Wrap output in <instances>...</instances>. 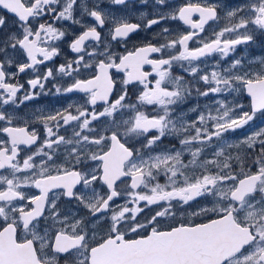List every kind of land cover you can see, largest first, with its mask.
<instances>
[{
	"label": "snow or ice",
	"instance_id": "1",
	"mask_svg": "<svg viewBox=\"0 0 264 264\" xmlns=\"http://www.w3.org/2000/svg\"><path fill=\"white\" fill-rule=\"evenodd\" d=\"M153 2L0 0V264H264V0Z\"/></svg>",
	"mask_w": 264,
	"mask_h": 264
},
{
	"label": "flooded vegetation",
	"instance_id": "2",
	"mask_svg": "<svg viewBox=\"0 0 264 264\" xmlns=\"http://www.w3.org/2000/svg\"><path fill=\"white\" fill-rule=\"evenodd\" d=\"M171 2L173 4H177V3H181L183 2V0H171ZM102 7L104 8H111L112 6L108 3V0H103V4ZM165 11H167V9H165ZM144 13L145 14V18L143 20H141L140 18V14ZM116 15H127L130 19L131 22L133 23H146L147 19L152 18L155 15V11H154V2L153 0H149L148 4H141L140 0H130L129 5L127 6V8H120L116 13ZM167 26L169 27L173 32H179L181 30L184 29V26L182 24H180V22L178 21H166L163 25H156L154 26L152 29H149L147 31H141L138 33H134L129 41V47H132L135 44H140L142 42H144L145 40H153V34L159 32V30L164 27ZM68 30L71 31H76L78 32L79 29L78 28H73L72 26H68ZM72 39V35H69L66 38V42L63 44V51L65 54H67L68 56H71V53H68V49H67V40H71ZM153 42H155V40H153ZM197 45L193 42L190 43V47H196ZM118 51H123L122 48H119L117 46ZM245 49L241 48L237 50L236 55H241V52H244ZM247 51V52H246ZM245 51V56H248V50ZM64 57L61 56L59 58H57V60L55 61V63L58 65L59 63L63 62ZM215 59H217V57H213L210 60V63L212 61H214ZM173 71L176 74H184L182 73V70L179 68H174ZM28 78L27 75H24L23 79H21V83L24 82V80H26ZM48 87H51V82L49 83ZM135 89L132 90V92L130 93L131 99L135 100ZM194 101V100H193ZM193 101H189V103H193ZM72 102V103H81L82 101L80 100V94L78 93H74L71 94L70 97H56L53 95H48V96H41L38 100L36 101H31L29 102V105L26 107H22L21 113L20 115H26L29 113H32L34 111V109L36 108H43V109H54V108H59V107H65L67 105V103ZM188 103V104H189ZM203 103V100L201 101V104ZM150 111V109H149ZM34 127H38L40 128L39 124L33 125ZM42 128H41V133H42ZM63 131V129H62ZM68 134L70 135V130L68 132ZM168 138H165V140ZM164 140V141H165ZM98 190H99V186ZM31 191H35V190H31ZM75 206H76V202L75 201H67V200H62L60 202L59 207L64 210V211H68L71 209L75 210Z\"/></svg>",
	"mask_w": 264,
	"mask_h": 264
},
{
	"label": "rangeland",
	"instance_id": "3",
	"mask_svg": "<svg viewBox=\"0 0 264 264\" xmlns=\"http://www.w3.org/2000/svg\"><path fill=\"white\" fill-rule=\"evenodd\" d=\"M261 40H264V37H259L257 40V43L255 45H253L249 49H245V51L248 50V56L249 57H262V56H264V44H262L260 42ZM245 51L241 52V55H245ZM194 103H195V101H193V103L190 102L189 104L184 105L181 110H186L187 108L191 107ZM241 103H244L245 110H247L249 101L248 100H241ZM189 118L191 119L192 116H189ZM256 123H259V121H256ZM246 131H247V127L245 129L237 130L236 132L227 133L226 136L230 141H238L239 139H241L244 136ZM173 143H175V141H170L169 139H166L165 141H163L161 148L169 147ZM176 146L178 147L179 145L177 144ZM185 159H187V157H185ZM163 182H164V178L161 177V183H163ZM71 210L74 211V209H71Z\"/></svg>",
	"mask_w": 264,
	"mask_h": 264
}]
</instances>
